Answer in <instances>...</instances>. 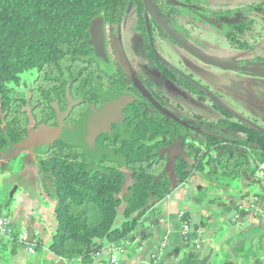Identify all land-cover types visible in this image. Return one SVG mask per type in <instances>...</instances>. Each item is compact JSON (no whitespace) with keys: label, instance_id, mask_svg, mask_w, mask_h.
I'll return each instance as SVG.
<instances>
[{"label":"trees","instance_id":"trees-1","mask_svg":"<svg viewBox=\"0 0 264 264\" xmlns=\"http://www.w3.org/2000/svg\"><path fill=\"white\" fill-rule=\"evenodd\" d=\"M154 2L160 17L154 18L155 24L163 39L175 42L169 25L179 28L178 18L183 16L191 22L208 23L236 50L252 47V13L264 14V0L220 10L209 8L208 0ZM129 6L138 15L145 14L143 0H0V160L10 158L11 163L23 164L19 152L29 145L32 119L40 121L35 110L53 116L52 102L59 99L63 109L65 94L72 92L75 82L99 89L96 81L101 68L91 66L99 59L106 62L94 52L92 24L99 25L102 33L103 23L118 24ZM253 62L264 67V57ZM156 64L160 76L192 95L202 93L195 84L198 80H186L159 60ZM114 81L112 87L119 84ZM150 92L160 102L155 92H161ZM215 108L221 113L217 120L193 113V120L179 117L177 121L145 99L135 101L127 107L121 139L109 147L121 157V167L110 160L90 164L87 158L91 156L77 153L69 142H53L37 162L42 192L55 204L56 229L48 244L53 256L65 264H91L93 256L107 245L133 241L143 220L155 215L175 187L204 181L206 186L198 191L212 203L222 198L207 196L208 190L226 192L234 182L253 177L258 164L264 162V128L243 122L222 106ZM107 137L101 136L97 143L104 145ZM174 138L180 140V154L166 169L164 153ZM260 200L264 207V195ZM181 221L190 232L183 240L187 252L179 264H228L231 257V264H261L260 248L245 246L244 240L224 260L203 255L192 241L197 236L196 224L190 223L187 213ZM12 234L15 243L17 233Z\"/></svg>","mask_w":264,"mask_h":264},{"label":"crops","instance_id":"crops-1","mask_svg":"<svg viewBox=\"0 0 264 264\" xmlns=\"http://www.w3.org/2000/svg\"><path fill=\"white\" fill-rule=\"evenodd\" d=\"M36 136L33 140L35 142L23 153V164L18 165L16 161L13 167L8 166L12 164L10 158L0 160V178L4 177L0 179L1 215L9 214L5 216L9 218L11 234H18L15 241L19 248L35 256L39 264H60L61 260L48 250V244L56 229L55 204L42 192L36 161L38 152L35 147L41 148L44 144L36 141ZM31 165L35 166L33 170ZM5 179L8 182L2 187ZM206 184L204 181H190L175 187L157 206L155 215H149L143 220L138 234L127 244L120 264L144 262L152 253L158 257L160 264H179L187 252L181 236V212L187 213L190 223L196 224L199 237L193 240L198 238V250L203 255H212V259L216 261L224 260L226 254H235V249H240L239 243L244 240L245 246L256 244L260 248L259 261L264 264V207L260 200V196L264 195V188H261L254 176H249L234 182L226 192L208 190L210 193L207 196L222 198L209 203L201 195L195 194L197 188L200 189ZM14 187L15 192L9 201V193ZM16 194L18 196L14 203ZM252 196H257L255 206L261 213L258 209H241L251 202ZM242 211L246 214L245 217L241 216ZM19 235H23L21 242L17 240ZM165 236L168 237V242L165 247H160ZM12 240L14 241L13 236L10 241ZM8 242L9 240L3 243L6 246ZM30 246L34 248V253L28 251ZM237 253L240 254L238 251ZM15 257L20 258L15 260L16 264H25L26 259L17 255ZM232 261L234 257H231L228 264ZM237 261L240 262L241 258ZM91 264H106L105 250L95 256Z\"/></svg>","mask_w":264,"mask_h":264},{"label":"rangeland","instance_id":"rangeland-1","mask_svg":"<svg viewBox=\"0 0 264 264\" xmlns=\"http://www.w3.org/2000/svg\"><path fill=\"white\" fill-rule=\"evenodd\" d=\"M209 1V8L220 10L244 6L257 0ZM153 2V0H144L146 11L150 9L154 17L159 20L160 17ZM136 14V10L132 8L123 19V22L115 27L114 33L107 35V38L113 39V44L106 46L109 62L112 66H114V63L120 66L125 59L131 63L132 66H128L127 69L131 76H136L133 67L143 75V71L138 68L140 57L132 49ZM252 15L255 18V23L251 30L253 37L249 39L252 47L248 50L231 48L215 28H212L208 23H193L188 17L178 20L179 28L168 24L169 31L177 40L176 45H171L161 39L159 34H155L156 55L164 65L174 69L179 74H192L189 72L187 65V63H191L216 76L215 79L209 80L192 74V79L199 81L198 88L202 92L197 95H192L180 87H174L175 84L168 81V79L153 78L151 80L153 85L150 89L155 91L158 89L161 92L158 93L160 99L172 111L174 116H182L185 119L193 120L191 115L199 113L207 120H217L221 117V113L215 108V105H219L243 122L264 128V67L258 62H253L256 57H264V14L255 12ZM142 77L145 78L144 75ZM69 140L72 142L71 138ZM178 154H180V140L174 138L167 154L168 169L173 164L174 157ZM13 165H15V162L8 166ZM34 167V165H31L30 168L33 170ZM0 179H4V177ZM7 182L8 180L5 179L2 187H5ZM198 190V188L195 190L197 196L203 194L202 191ZM17 196L18 194L15 195L14 203H16ZM1 213L0 209V215ZM4 215L9 214L5 213ZM1 245L0 264H16L15 260L20 258H16L15 255L26 259L25 264H39L35 256L19 248L17 242L14 243L13 240H9L6 246ZM195 250L198 251L196 248ZM208 256L213 258L212 255Z\"/></svg>","mask_w":264,"mask_h":264},{"label":"flooded vegetation","instance_id":"flooded-vegetation-1","mask_svg":"<svg viewBox=\"0 0 264 264\" xmlns=\"http://www.w3.org/2000/svg\"><path fill=\"white\" fill-rule=\"evenodd\" d=\"M208 3H210L209 0ZM153 4H155V2H153ZM144 6H145V11H144L145 14L143 15L136 14V20H135L136 22L133 30L132 49L140 57L139 59L140 63L138 68H140V70L143 71L142 74L145 76V78L142 77L143 75H141L140 72H138V70L135 67H133V69H134V73H136V76H131L127 72L128 66H132L131 63L127 61V59H125L123 64H121L120 66L117 63L116 64L114 63V66H112L111 62H109L108 52L106 49L107 45L110 46L113 44V39L107 38V35H112L114 33L115 27H117L120 23H122L123 19L128 14V12L132 8H134L133 6H129L126 14L122 17L121 21L118 24L112 25L108 23H103V32H102L103 35H102L101 43L98 46L93 47V49L95 48L94 52L98 54L97 57L99 58L103 57L104 62H106L104 64L101 61V59H99L98 60L99 62L97 63L94 62V65L91 66L92 68H96V66L101 68L102 71L101 76L96 81L98 82L99 89L94 90L90 88H84L85 82H79V83L75 82L73 83V87L71 89L72 92L71 93L66 92L65 94L64 97L65 106L63 109L61 108L58 99L55 102H52V107L54 109L53 116L51 114L47 115L46 113H43L39 110H35V112L37 111L36 114L38 115V119L40 121L39 123H37L34 117L32 119L30 125L31 136L29 135L30 137L28 138V140H30L28 146H30L31 143L35 142L33 141L35 140L34 138L35 135H37L36 141L44 144L43 147L41 148L35 147V151L38 152V157L36 158L37 162L41 157L44 158L47 155L49 151L48 148L53 142L57 140H65L66 142H69L72 146H74V149L77 151V153L90 155L91 157L87 158L90 164H94L95 160L96 161L110 160L121 167V157L110 152L109 147L113 148L116 138L121 139V125L123 124L125 118L127 117L126 114L127 107L129 105H132L135 101L145 99L140 94L138 89L134 86V84L133 86L136 88L139 94H137L133 90V88L131 87L132 84L129 83L128 81H131L133 83L132 79L136 78L149 92L150 91L155 92V90L150 89V87L153 85L151 80L153 78H158V79L165 78L160 76V74L156 71L155 68V66H157L156 60H159L157 58L155 46H154L155 34L156 35L159 34L158 28L155 24L156 20L154 19L155 17L153 15V12H150L151 11L150 9L149 11H146L145 3ZM180 18H183V16L179 17L178 20ZM198 22L200 23L201 21ZM198 22H193V23H198ZM161 39L163 38L161 37ZM164 40L169 42L171 45L177 44V40H175V42H170L169 39H164ZM189 70L190 73L196 74L195 72L191 71L190 68ZM192 74L189 73L180 74V76H182L186 80H189L190 82L193 81L195 83L196 79H192L193 78ZM114 80L118 81L119 84L115 83L114 87H112L111 83L115 82ZM195 84L197 85L198 88L199 83H195ZM70 86H71V82L67 84V87ZM174 87L178 88L180 86L175 84ZM155 94L158 96L162 104L156 99L155 100L172 113V111L167 107V105L160 99L158 93L155 92ZM68 97L70 98L68 99ZM126 98L131 99V102L129 104H125L122 114L119 116L118 121L112 124L110 132L106 134L98 135L95 138V142L91 141L87 124L84 125V122H82L83 119L86 117L87 113L91 110V107L93 106L95 109H98L100 107H105V105L109 106L114 102L116 103L117 101H121ZM55 105H57V108H55ZM34 106H37V103H34ZM175 117L177 118L178 121L179 117L182 116H175ZM182 118L185 119L184 117ZM115 134H117L118 137H115ZM101 136H108L106 139H104V143H105L104 145H100L97 143L98 138H100ZM70 138L72 142L69 140ZM26 150L27 149H25L24 151L23 150L20 151L19 152L20 156L25 158V155H23V153L26 152ZM168 150H166L165 151L166 153H164V155H166V163H165L167 165L166 169H168L169 167L167 160Z\"/></svg>","mask_w":264,"mask_h":264},{"label":"water","instance_id":"water-1","mask_svg":"<svg viewBox=\"0 0 264 264\" xmlns=\"http://www.w3.org/2000/svg\"><path fill=\"white\" fill-rule=\"evenodd\" d=\"M101 28L96 23L92 24L91 32H92V43L94 46H98L102 40ZM188 67L191 71L195 72L199 76L213 80L216 76L203 68H200L191 63H187ZM133 84L138 89L140 94L157 110H159L165 116L177 120V118L165 107H163L159 102L153 98L150 92L136 79L133 78ZM70 97H68L69 99ZM131 99H123L121 101H117L116 103H112L111 105H105V107H100L95 109L93 106L91 110L87 113L86 117L83 119L84 125L87 124L88 131L90 133L91 141L95 142V138L100 134L109 133L111 130V126L113 123H116L119 119V116L122 114L125 104H129ZM57 108V105H55ZM82 132V131H81ZM15 192V187L9 193V201L12 200L13 194ZM249 207V204L245 206ZM250 211V210H249Z\"/></svg>","mask_w":264,"mask_h":264},{"label":"built area","instance_id":"built-area-1","mask_svg":"<svg viewBox=\"0 0 264 264\" xmlns=\"http://www.w3.org/2000/svg\"><path fill=\"white\" fill-rule=\"evenodd\" d=\"M254 177L256 181L259 183V185L261 186V188L263 189L264 188V162H261L258 164L254 172ZM256 204H257V196H252L251 202L249 203V207L246 208L242 206L241 209L244 211H249L251 209L257 210L258 208L255 206ZM258 210H259V213H261V210L260 209ZM182 215H183V212L179 214L180 220H181ZM189 232L190 230H189L187 223L181 221V236L183 240L188 238ZM198 235L199 233L197 232L196 237H199ZM22 238H23V235H19L17 240L21 242ZM11 239H12V234H11V230L9 229V218L8 216L0 215V242L1 241L4 242L7 240H11ZM197 239L193 240L196 249L200 247L199 243L197 242ZM167 242H168V237L165 236L163 240L161 241L160 247H165ZM102 250H105L106 252V264H120L121 256L125 254L127 250V245L110 244V245H107ZM28 251L30 253H34V248L30 246L28 248ZM101 251L97 252L93 256V258L99 255ZM59 259L63 262V264H65V261L63 259L61 258ZM135 264H159V261H158V257L154 253H152L146 261L138 262Z\"/></svg>","mask_w":264,"mask_h":264}]
</instances>
